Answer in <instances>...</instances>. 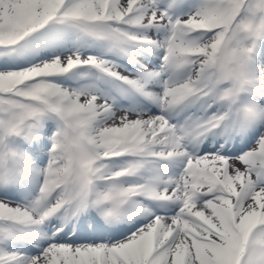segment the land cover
I'll list each match as a JSON object with an SVG mask.
<instances>
[{
  "label": "snow or ice",
  "instance_id": "obj_1",
  "mask_svg": "<svg viewBox=\"0 0 264 264\" xmlns=\"http://www.w3.org/2000/svg\"><path fill=\"white\" fill-rule=\"evenodd\" d=\"M0 264H264V0H0Z\"/></svg>",
  "mask_w": 264,
  "mask_h": 264
}]
</instances>
